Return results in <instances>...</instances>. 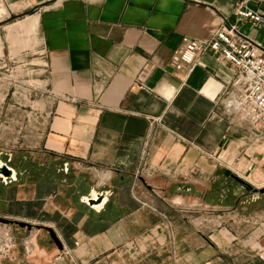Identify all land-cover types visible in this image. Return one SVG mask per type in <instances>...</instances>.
Instances as JSON below:
<instances>
[{
	"label": "crops",
	"instance_id": "obj_1",
	"mask_svg": "<svg viewBox=\"0 0 264 264\" xmlns=\"http://www.w3.org/2000/svg\"><path fill=\"white\" fill-rule=\"evenodd\" d=\"M235 1L0 0V69L21 73L2 91L3 125L21 129L0 148L16 171L0 215L64 244L29 230L21 264H264V194L220 174L262 153L227 94L237 69L209 52L192 73L174 63L185 36L223 23L264 52ZM94 190L110 192L103 208L85 201Z\"/></svg>",
	"mask_w": 264,
	"mask_h": 264
},
{
	"label": "built area",
	"instance_id": "obj_2",
	"mask_svg": "<svg viewBox=\"0 0 264 264\" xmlns=\"http://www.w3.org/2000/svg\"><path fill=\"white\" fill-rule=\"evenodd\" d=\"M262 1L236 0L234 15L237 21H248L264 28V10L259 6ZM208 52L236 67L237 77L227 94L232 95L243 121L264 140V52L253 41L243 37L236 24L223 23L208 41L185 36L174 55L175 66L178 69L186 67L192 73L200 57ZM147 149L137 176L146 174Z\"/></svg>",
	"mask_w": 264,
	"mask_h": 264
},
{
	"label": "rangeland",
	"instance_id": "obj_3",
	"mask_svg": "<svg viewBox=\"0 0 264 264\" xmlns=\"http://www.w3.org/2000/svg\"><path fill=\"white\" fill-rule=\"evenodd\" d=\"M18 29V28H17ZM15 29V30H17ZM15 30H12L15 31ZM11 75V73H10ZM3 77L2 70L0 69V105L3 102L4 94L3 89H7V87L14 86L15 79L13 77H20L21 73H13V76L10 77ZM0 148L8 147L12 148L14 145L19 144L17 140L20 127H15L9 125L8 123L3 125V115H2V108H0ZM24 127V131H25ZM261 145V155L259 161L256 165V168H252L248 170V173H244L245 170L249 169L250 166L241 165L238 168V165L235 164L233 161L227 163V166H224L222 169H238L241 170L239 175L242 177H246V179H252L254 185L256 187H263L264 186V141L260 139ZM3 159V158H2ZM221 177H224L223 171L221 172ZM251 181V180H250ZM255 181V182H254ZM37 230H33V234H36ZM30 231L28 229L20 228L16 225H7L4 223H0V264H21L22 259H31L30 254L33 252L31 251V246L28 243H25L28 239H31ZM34 239V238H33Z\"/></svg>",
	"mask_w": 264,
	"mask_h": 264
},
{
	"label": "water",
	"instance_id": "obj_4",
	"mask_svg": "<svg viewBox=\"0 0 264 264\" xmlns=\"http://www.w3.org/2000/svg\"><path fill=\"white\" fill-rule=\"evenodd\" d=\"M0 178H2L4 181L11 180L14 181L15 176H16V171L14 168L10 166L7 162L2 161V158L0 156ZM224 174L227 178L231 180L233 184H238L242 188H244L246 191L252 194L256 195H262L264 194V186L263 187H256L251 181L247 180L246 178L242 177L238 173H235L231 169H224ZM142 181L145 182L144 178H141ZM110 196V192L108 191H93L91 195H88L85 197V201L93 208L95 209H100L103 208L106 202L108 201ZM0 223H4L7 225H16L19 226L20 228H25L28 230H46L50 233L51 236V242L55 243L59 249L63 250L64 249V244L62 240L60 239L59 235L55 231V229L51 226L47 225H40V224H35L31 223L28 221H22L18 219H12L8 217H3L0 216Z\"/></svg>",
	"mask_w": 264,
	"mask_h": 264
},
{
	"label": "bare ground",
	"instance_id": "obj_5",
	"mask_svg": "<svg viewBox=\"0 0 264 264\" xmlns=\"http://www.w3.org/2000/svg\"><path fill=\"white\" fill-rule=\"evenodd\" d=\"M32 16H34V15H32ZM30 19H31V18H30ZM32 20H33V19H32ZM35 20H36V18H35ZM24 21H25V20H24ZM33 21H34V20H33ZM30 23H31V22H30ZM15 24H16V23H15ZM28 24H29V23H28ZM28 26H29V25H28ZM31 26H32V24H31ZM17 28H20V29L23 28V29H25L26 31L30 29L29 27H28L29 29H26V28H27L26 23L21 22V21H20V22L17 21V24H16V25H13V26H10V27H9L10 31L15 30V29H17ZM25 30H24V31H25ZM32 30H33V29H32ZM31 33H32V32H31ZM0 164H1V162H0ZM247 180H248V179H247ZM249 181H250V180H249ZM251 182H252V181H251ZM252 183H253V182H252ZM253 184H254V183H253Z\"/></svg>",
	"mask_w": 264,
	"mask_h": 264
},
{
	"label": "flooded vegetation",
	"instance_id": "obj_6",
	"mask_svg": "<svg viewBox=\"0 0 264 264\" xmlns=\"http://www.w3.org/2000/svg\"><path fill=\"white\" fill-rule=\"evenodd\" d=\"M1 156V158H3V156L2 155H0ZM2 161H4V162H7V161H5V160H3L2 159ZM11 162V161H10ZM10 162H7L8 164H10ZM10 166L12 167V168H14L11 164H10ZM15 169V168H14ZM226 179H227V181H229V182H231V180L229 179V178H227L226 176H224ZM6 183L7 181H4L2 178H0V184H2V183ZM8 182H13V181H11V180H8ZM7 182V183H8ZM252 194V193H251ZM253 195H256V194H253ZM258 196H260V195H258ZM1 216V215H0ZM4 217V216H3ZM13 219V218H12ZM25 229V228H24Z\"/></svg>",
	"mask_w": 264,
	"mask_h": 264
}]
</instances>
